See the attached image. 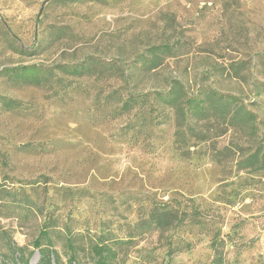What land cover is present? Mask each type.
<instances>
[{
    "label": "rangeland",
    "instance_id": "1",
    "mask_svg": "<svg viewBox=\"0 0 264 264\" xmlns=\"http://www.w3.org/2000/svg\"><path fill=\"white\" fill-rule=\"evenodd\" d=\"M171 200L182 222L135 230ZM47 224L65 262L71 234L81 264L97 239L111 264H215L214 241L264 264V0H0V261Z\"/></svg>",
    "mask_w": 264,
    "mask_h": 264
},
{
    "label": "trees",
    "instance_id": "2",
    "mask_svg": "<svg viewBox=\"0 0 264 264\" xmlns=\"http://www.w3.org/2000/svg\"><path fill=\"white\" fill-rule=\"evenodd\" d=\"M210 96L213 98V102L210 103V107L214 109H219L222 112V119L226 123L234 124V121L242 120L246 123H252L255 115L249 111L243 103L239 104L237 96L232 94H221L215 90H209ZM186 102L188 105L196 103V98H187ZM129 104V100L125 101L123 107ZM186 104V103H185ZM200 105L199 103L197 106ZM182 105L180 104L179 109ZM253 125V124H252ZM257 154L249 157L246 161L250 160V163L258 161L260 158L258 156L254 157ZM248 163V162H247ZM247 166H243L245 168ZM263 167V166H262ZM174 200L168 202H160L150 208V210L142 215L137 223L135 224L136 231H152V230H161L166 231L171 229L178 223L182 222L184 218L178 216V209L173 204ZM55 228L49 224L44 225L40 230L39 235L33 242L34 249L30 250L27 258L25 257V247L11 245L9 242V247L11 250V256L8 260H11L13 264H18L19 261H23V264H28V259L33 255L35 250L39 252V260L37 264H81L77 257V246L75 238L73 235L69 234L66 237V245L71 252L69 254L68 261L65 262L62 258L60 252L54 246L52 240V229ZM132 237V235L130 236ZM121 241V240H118ZM124 241V240H122ZM191 243L187 242L185 244V249L191 248ZM183 246H179L177 249L181 250ZM90 253L94 258V264H111V261L115 258L116 252L112 246H110L105 239L92 241L89 245ZM213 249L215 250V264H224L222 259V254L220 253L216 241L213 242ZM19 254L20 256H17ZM6 263V260H1L0 264H11Z\"/></svg>",
    "mask_w": 264,
    "mask_h": 264
}]
</instances>
